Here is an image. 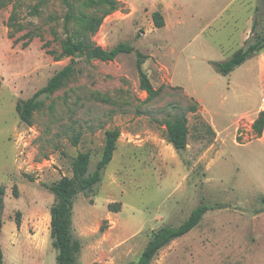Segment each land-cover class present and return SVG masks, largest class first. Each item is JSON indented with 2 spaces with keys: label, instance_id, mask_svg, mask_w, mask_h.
I'll return each instance as SVG.
<instances>
[{
  "label": "rangeland",
  "instance_id": "rangeland-1",
  "mask_svg": "<svg viewBox=\"0 0 264 264\" xmlns=\"http://www.w3.org/2000/svg\"><path fill=\"white\" fill-rule=\"evenodd\" d=\"M116 1L92 39L107 49L125 42L144 54L142 69L160 94L149 99L140 88L135 51L112 61L75 57L73 73L40 97L26 124L17 102L70 63L50 53L65 40V8L61 0H0L3 264H57L54 197L46 185L72 175L78 152L89 153L92 172L106 131L115 128L120 134L101 181L74 199L77 264H135L153 230L179 225L198 205L209 207L200 223L151 264H264V129L254 134L252 110L229 119L258 98L256 75L244 65L223 76L212 65L244 45L250 18L264 29V0H167L178 4L180 25L166 0ZM73 3L77 20L68 33L92 11L85 0ZM154 11L165 26H154ZM180 113L188 135L177 152L164 121Z\"/></svg>",
  "mask_w": 264,
  "mask_h": 264
},
{
  "label": "trees",
  "instance_id": "trees-1",
  "mask_svg": "<svg viewBox=\"0 0 264 264\" xmlns=\"http://www.w3.org/2000/svg\"><path fill=\"white\" fill-rule=\"evenodd\" d=\"M73 1L61 0L64 8V31L65 40L62 42L61 51L53 54L55 61L63 58H70V63L57 70L31 97L21 100L16 104V112L20 120L26 124L30 123L33 111L41 105L42 96L52 95L74 71V58L84 57L85 60L112 61L123 53L136 52V66L139 74L140 88L145 91L149 99H154L160 94L161 89H155L142 64L146 58L140 51L135 50L131 45L120 42L112 48H103L97 45L92 37L98 31L103 19L111 12L116 11V0H85L92 9L91 13L82 14L79 18L78 28L68 33L71 22L77 20V14ZM152 21L156 28L164 26V17L161 12H152ZM264 25V22H263ZM259 20L253 19L251 36L245 40L242 47L237 49L228 59L221 62H212L215 71L223 76L229 75L234 69L246 60L259 55L264 50V29L258 28ZM190 112L196 111V104L188 107ZM167 130V141L173 148L180 152L185 149L188 135L187 118L184 113L176 114L164 121ZM252 129L256 136H260L264 129V111L261 110L254 119ZM119 130L115 128L105 133V144L100 159L96 162L95 169L89 172L90 156L88 152H78L71 161V176H62L59 180L46 185V188L53 194L54 200L50 208V237L52 245L56 250L57 264H77L81 242L73 235L72 217L73 203L76 196L92 190L93 186L101 181L102 172L112 160L116 149V141L119 137ZM79 141V135L72 139L73 145ZM4 187L0 186V236L2 229L1 212L3 208ZM16 194V188L14 189ZM207 205H198L188 217L176 226H161L151 232L149 240L142 249L135 264H151L153 258L160 249L168 245L178 237L188 233L196 227L208 211ZM17 225L19 220H16ZM0 264H3V251L0 244ZM99 264V263H92Z\"/></svg>",
  "mask_w": 264,
  "mask_h": 264
},
{
  "label": "crops",
  "instance_id": "crops-1",
  "mask_svg": "<svg viewBox=\"0 0 264 264\" xmlns=\"http://www.w3.org/2000/svg\"><path fill=\"white\" fill-rule=\"evenodd\" d=\"M166 3H167V5L171 6V8H169V6H168L167 10L169 11V9H170L175 14V23L180 25L179 24V11H180V9L178 7V4L173 3V1L168 3L167 0H166ZM164 21L166 22V20H164ZM252 22H253V20H251V18H250L249 23L251 24ZM172 35L174 36V38H176V36H177L176 33L171 34V38L173 37ZM182 52L183 51L180 50L179 53L176 54V56L178 57V61H180V59H181L180 55L182 54ZM173 53L175 54V51ZM178 61H177V63H178ZM244 65L248 66V70L252 71L254 73V75H256V79H257L256 81L258 83L259 96L251 106H246L245 109H239V110L236 109L235 113L233 115H231L229 119L240 116L249 110L254 111L255 117H257L258 113L261 110L264 111V52L261 54V56L258 55V57H252V58L246 60L240 66H244ZM240 66H238L237 68H239ZM236 69H234L232 72H234ZM229 75H231V74H229ZM249 93H251V92L249 91ZM245 96L247 97L246 93H245ZM236 103H239V102L236 100ZM213 127H214L215 131H217V129L215 128V125H213Z\"/></svg>",
  "mask_w": 264,
  "mask_h": 264
}]
</instances>
